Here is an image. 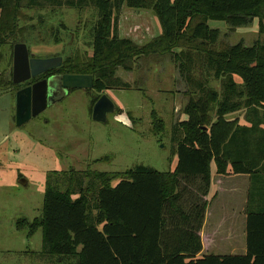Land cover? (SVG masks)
<instances>
[{"label": "trees", "instance_id": "obj_1", "mask_svg": "<svg viewBox=\"0 0 264 264\" xmlns=\"http://www.w3.org/2000/svg\"><path fill=\"white\" fill-rule=\"evenodd\" d=\"M123 6L152 10L160 34L144 45L120 38ZM21 7H91L97 13L90 62L63 60L43 77L91 75L94 91L129 90L117 69L133 72L139 63L168 56L178 60L190 94L182 110L187 120L171 129L172 172L135 166L115 174L88 169L47 175L42 215L31 224L18 223L27 236L41 230L38 255L59 264H264V210L247 213L245 255L196 257L211 163L219 175L230 168L235 175L264 177V41L215 50L220 33L208 21H224L233 30L256 18L264 37V0H0V14L10 8L14 16ZM4 36L1 29L0 46ZM197 48L206 52L196 62ZM210 77L219 82L220 93L209 86ZM10 83L15 92L22 87L12 76ZM241 111L247 126L225 118ZM153 126L161 131L163 122Z\"/></svg>", "mask_w": 264, "mask_h": 264}, {"label": "rangeland", "instance_id": "obj_2", "mask_svg": "<svg viewBox=\"0 0 264 264\" xmlns=\"http://www.w3.org/2000/svg\"><path fill=\"white\" fill-rule=\"evenodd\" d=\"M11 14L10 8L0 14V30L5 34L0 46V264H59L54 258L38 255L42 248L40 229L31 236H27V229H18V223L31 224L42 215L47 175L71 170L83 173L88 169L115 174L135 166L172 172L176 157L172 155L171 129L177 122L187 120L182 110L190 94L179 76L178 60L166 56L139 63L133 72L117 69L116 77L128 83L129 90L70 91L17 127L16 88L10 83L14 45L25 44L37 59L60 54L68 63L84 65L92 57L97 13L91 7H21L14 16ZM208 26L220 33L214 46L218 51L264 41L256 18L248 26L233 30L219 20H209ZM159 30L152 10L122 7L120 38L144 45L157 37ZM205 52L204 48L193 52L196 62ZM195 67L198 72L200 65ZM235 79L240 82L238 77ZM208 81L220 93L219 82L211 77ZM102 95L117 110L103 124L91 119L92 108ZM211 116L214 118V113ZM245 117L241 111L225 118L237 119L240 125L247 126ZM155 120L163 122L161 131L155 130ZM261 178L263 193L264 177ZM22 181L26 184L22 185Z\"/></svg>", "mask_w": 264, "mask_h": 264}, {"label": "crops", "instance_id": "obj_3", "mask_svg": "<svg viewBox=\"0 0 264 264\" xmlns=\"http://www.w3.org/2000/svg\"><path fill=\"white\" fill-rule=\"evenodd\" d=\"M262 179L256 175L232 174L230 168L226 175H219L215 164L211 163L207 204L198 232L201 251L197 258L246 254L247 213L264 210Z\"/></svg>", "mask_w": 264, "mask_h": 264}, {"label": "water", "instance_id": "obj_4", "mask_svg": "<svg viewBox=\"0 0 264 264\" xmlns=\"http://www.w3.org/2000/svg\"><path fill=\"white\" fill-rule=\"evenodd\" d=\"M62 63L60 54L37 59L25 44L17 43L12 53V83L15 86L23 85L60 68ZM93 85L94 79L91 75H58L19 89L15 95V125L23 126L68 92L92 90ZM115 110L114 103L106 95H102L92 108L91 119L96 123H106L107 116ZM202 131H206V128H202ZM25 184L26 182L22 181V185Z\"/></svg>", "mask_w": 264, "mask_h": 264}, {"label": "flooded vegetation", "instance_id": "obj_5", "mask_svg": "<svg viewBox=\"0 0 264 264\" xmlns=\"http://www.w3.org/2000/svg\"><path fill=\"white\" fill-rule=\"evenodd\" d=\"M54 76H58V75H52V74H51V75H47V76H44V77L41 76V77H39V78H37V79H32V80H30L29 82L23 84L21 88H24V87H27V86H29V85H32V84H34V83H36V82H38V81H40V80H42V79H49V78L54 77Z\"/></svg>", "mask_w": 264, "mask_h": 264}]
</instances>
